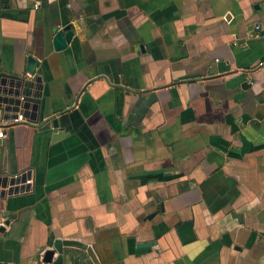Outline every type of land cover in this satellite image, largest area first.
Listing matches in <instances>:
<instances>
[{
    "label": "crops",
    "instance_id": "obj_1",
    "mask_svg": "<svg viewBox=\"0 0 264 264\" xmlns=\"http://www.w3.org/2000/svg\"><path fill=\"white\" fill-rule=\"evenodd\" d=\"M27 57L36 122L0 110V175L22 181L0 264H47L54 241L99 264H264V0H0V72L31 79Z\"/></svg>",
    "mask_w": 264,
    "mask_h": 264
},
{
    "label": "water",
    "instance_id": "obj_2",
    "mask_svg": "<svg viewBox=\"0 0 264 264\" xmlns=\"http://www.w3.org/2000/svg\"><path fill=\"white\" fill-rule=\"evenodd\" d=\"M72 37L70 26H64L54 32L51 44L54 51L63 50ZM36 61L27 57L24 72L31 79L6 72H0V110L2 120H13L21 116L26 122L35 123L40 104V79L34 77ZM44 129H50L52 140L57 139L61 132V124L58 119L46 121ZM22 181L18 177L0 175V200L5 196L15 194ZM21 190V187L19 188ZM62 247L75 248L80 251L66 253V264H99L91 249L77 242L54 241L52 249L43 255V262L47 264H59L63 251ZM54 254H56L55 257Z\"/></svg>",
    "mask_w": 264,
    "mask_h": 264
},
{
    "label": "built area",
    "instance_id": "obj_3",
    "mask_svg": "<svg viewBox=\"0 0 264 264\" xmlns=\"http://www.w3.org/2000/svg\"><path fill=\"white\" fill-rule=\"evenodd\" d=\"M224 21H227V19H225V17H224ZM258 29H259V27H255V28H254V30H256V31H257ZM11 122H12V123L25 122V120H23L21 116H17V118L11 120Z\"/></svg>",
    "mask_w": 264,
    "mask_h": 264
}]
</instances>
